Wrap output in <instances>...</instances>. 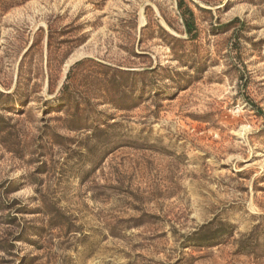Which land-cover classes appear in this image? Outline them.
I'll use <instances>...</instances> for the list:
<instances>
[{
  "label": "rangeland",
  "instance_id": "374dc122",
  "mask_svg": "<svg viewBox=\"0 0 264 264\" xmlns=\"http://www.w3.org/2000/svg\"><path fill=\"white\" fill-rule=\"evenodd\" d=\"M0 264H264V0H0Z\"/></svg>",
  "mask_w": 264,
  "mask_h": 264
},
{
  "label": "trees",
  "instance_id": "16d2710c",
  "mask_svg": "<svg viewBox=\"0 0 264 264\" xmlns=\"http://www.w3.org/2000/svg\"><path fill=\"white\" fill-rule=\"evenodd\" d=\"M178 7L179 9L182 10L183 3L181 1L178 2ZM183 19L185 20V26L187 27V31L190 32L191 26H194L193 11L189 8H186V12H183ZM51 48L52 47H50V44H49V50ZM65 59H67V55L62 57V59H60L58 63L62 64L65 61ZM88 63H91V64L95 63L96 65H98L99 67L98 69L100 73L97 74L98 77L96 80L99 83H102V84L106 83V85L110 84L112 86L111 87L112 90L107 91V94L109 96H112V94L114 93V90H116L120 86V84L117 81L118 74H121L123 76V75H127L131 73L130 71L114 69L108 65L102 64L101 62H95L93 59H90V58H85V59H82L76 62L70 68L66 81L62 85L58 95L55 97V99H53V102H47V104L52 105V107L57 110H59L60 108H63V110L65 109L69 110V108L71 109L72 106H74L73 112L68 113V117L65 119V123L67 124L70 130H77V131L81 130L82 128L80 127L83 125L89 124L92 118L90 114V109H89L90 105L88 104L86 97H81L78 99V97L75 96L76 93L72 92L71 86L69 84L72 72L75 69L83 67L84 65ZM109 72H112L111 76Z\"/></svg>",
  "mask_w": 264,
  "mask_h": 264
}]
</instances>
